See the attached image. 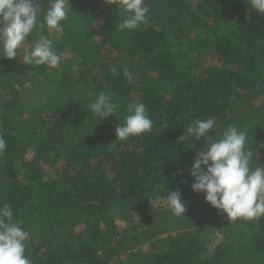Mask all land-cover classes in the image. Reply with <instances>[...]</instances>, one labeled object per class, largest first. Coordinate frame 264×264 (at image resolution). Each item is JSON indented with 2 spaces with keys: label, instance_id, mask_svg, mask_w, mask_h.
I'll use <instances>...</instances> for the list:
<instances>
[{
  "label": "trees",
  "instance_id": "trees-1",
  "mask_svg": "<svg viewBox=\"0 0 264 264\" xmlns=\"http://www.w3.org/2000/svg\"><path fill=\"white\" fill-rule=\"evenodd\" d=\"M50 2L39 0L35 39L48 38ZM120 2L71 0L53 41L61 57L69 51L57 68L23 63L33 44L0 58V205L30 232L26 256L32 264H264V216L229 220L191 190L205 139L187 131L196 119L215 120L212 136L237 125L264 159V14L248 0H145L147 22L121 32ZM105 88L120 108L96 124L87 105ZM133 102L146 105L153 128L119 140L115 128ZM177 190L184 218L160 199Z\"/></svg>",
  "mask_w": 264,
  "mask_h": 264
},
{
  "label": "clouds",
  "instance_id": "clouds-1",
  "mask_svg": "<svg viewBox=\"0 0 264 264\" xmlns=\"http://www.w3.org/2000/svg\"><path fill=\"white\" fill-rule=\"evenodd\" d=\"M248 5L251 11L264 14V0H248ZM119 7L126 17L117 25L121 32L134 31L148 20L150 8L145 0H121ZM38 11L39 0H0V58L12 60L18 52L21 55L26 40L40 24ZM70 11L71 0H51L43 23L49 30L62 32ZM61 59L52 40H37L31 51L23 55V63L27 65H47L53 69L60 65ZM110 71L116 74L117 68L114 66ZM87 107L98 124L115 117L120 104L111 90L105 88L95 94ZM127 113L124 122L115 128L117 139L126 140L152 130L153 120L144 103H130ZM215 127V120L207 118L196 119L187 129L194 140L205 139L204 149L196 153L189 170L193 179L191 190L203 193L205 202L229 220L259 219L264 216V165L257 162L254 144L248 143L249 130L231 124L221 135L212 136ZM6 149L7 142L0 134V156ZM160 199L173 215L184 218L186 204L179 190L169 191ZM12 221L11 206L0 205V264H32L26 256L30 232L20 222Z\"/></svg>",
  "mask_w": 264,
  "mask_h": 264
},
{
  "label": "rangeland",
  "instance_id": "rangeland-1",
  "mask_svg": "<svg viewBox=\"0 0 264 264\" xmlns=\"http://www.w3.org/2000/svg\"><path fill=\"white\" fill-rule=\"evenodd\" d=\"M70 22H71V24H74V22H73L72 20H70ZM75 23H76V21H75ZM81 23H82V22H81ZM81 23L79 22L78 25L81 24ZM33 32H34V31H33ZM33 32L31 33V35L29 36V38L26 40V42H25V44H24V47H23V50L28 49L29 46H31V45H32L34 42H36L37 40H52V41L57 40V39L60 38L61 33H62V32L57 33V32H55L54 30H49L48 38H45V37L41 36L40 39H35V38L33 37V36H34ZM91 32H93L92 37H93V38H96V33H95V31L92 30ZM18 54L20 55V53H18ZM21 55H22V52H21ZM66 56H67V57L69 56V51H66V52H65V54L62 56V59H63L64 57H66ZM62 59H61V60H62ZM258 161H259V164L264 165V159H262V158H258ZM216 240L218 241L219 238H216ZM240 242H243V240H241ZM217 243H218V242H217ZM146 248H147L146 245H144V246L139 247L138 249H139L140 251H142V252H146ZM240 255H241V252H240Z\"/></svg>",
  "mask_w": 264,
  "mask_h": 264
}]
</instances>
